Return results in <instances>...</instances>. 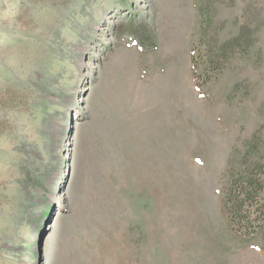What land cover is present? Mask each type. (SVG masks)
I'll return each instance as SVG.
<instances>
[{"label": "rangeland", "instance_id": "obj_1", "mask_svg": "<svg viewBox=\"0 0 264 264\" xmlns=\"http://www.w3.org/2000/svg\"><path fill=\"white\" fill-rule=\"evenodd\" d=\"M246 20L247 55L198 87L193 47ZM166 73L186 98L160 121L175 131L183 116L210 154L155 131L148 100ZM261 127L264 0H0V264H203L184 227L157 219L175 185L234 238L221 264H264V233L232 231L222 207L229 156Z\"/></svg>", "mask_w": 264, "mask_h": 264}, {"label": "trees", "instance_id": "obj_2", "mask_svg": "<svg viewBox=\"0 0 264 264\" xmlns=\"http://www.w3.org/2000/svg\"><path fill=\"white\" fill-rule=\"evenodd\" d=\"M246 21L230 39L215 40L213 47L202 42L193 47L191 70L198 87L216 80L232 57L247 55L258 27L251 28ZM224 180L222 207L230 229L244 236L264 233V127L243 149L232 151Z\"/></svg>", "mask_w": 264, "mask_h": 264}, {"label": "bare ground", "instance_id": "obj_3", "mask_svg": "<svg viewBox=\"0 0 264 264\" xmlns=\"http://www.w3.org/2000/svg\"><path fill=\"white\" fill-rule=\"evenodd\" d=\"M176 80H172L169 73H166L148 100V102L152 101L151 110L154 111L152 116L157 121L159 120L155 131L158 132V136L167 141L171 139V135L174 132H177L180 136L176 138L177 148L175 150L186 152V148L195 145L203 148L204 151L210 154L213 149L215 150L216 144L210 142L198 128L190 124L183 116H179L175 131L170 125L168 126L167 123L160 121L161 118L169 119L171 114L174 115V111H177L180 107L177 108V104L184 102L186 98L182 81L180 80L179 83L177 81L178 84H176ZM148 152V160H154L152 164L153 171H150L153 172L156 183H162L165 179L164 168L166 162L162 157H156L157 155L152 151L148 150ZM187 179L192 180L191 177H187ZM162 198L165 205L160 217H157V219H175V223L184 227L188 239H186V245L190 252L196 255L199 252L200 255H203L204 258L201 260L203 264H221L226 261L225 255L235 250L234 238L227 233L218 231L214 223L209 222V220L211 221L212 213L208 208L203 206L200 200L196 199L194 190L190 189L189 191L183 185L166 186V189L162 190ZM176 229L178 230L177 226ZM198 247H200V251Z\"/></svg>", "mask_w": 264, "mask_h": 264}]
</instances>
